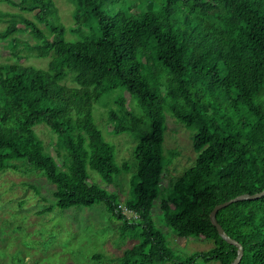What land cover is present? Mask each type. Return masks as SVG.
<instances>
[{"label":"trees","instance_id":"trees-1","mask_svg":"<svg viewBox=\"0 0 264 264\" xmlns=\"http://www.w3.org/2000/svg\"><path fill=\"white\" fill-rule=\"evenodd\" d=\"M68 1L74 28L61 22L54 0H0L34 17L0 12V22L10 23L0 39L16 49L27 33L36 42L25 43L33 56L50 58L45 69L0 64V173L23 162L56 186L59 209L104 205L122 222L121 238L135 241L113 264H232L237 247L220 237L210 215L264 190V0ZM114 94L123 112L110 115L114 134L140 135L125 205L87 173L90 167L108 185L122 173L116 146L94 118L96 105ZM128 96L139 117L125 111ZM166 112L196 132L198 154L169 188ZM39 124L56 136L55 158L34 131ZM157 207L182 238L214 248L178 259L155 225ZM217 219L244 247L240 264H264V197L234 203Z\"/></svg>","mask_w":264,"mask_h":264},{"label":"rangeland","instance_id":"rangeland-1","mask_svg":"<svg viewBox=\"0 0 264 264\" xmlns=\"http://www.w3.org/2000/svg\"><path fill=\"white\" fill-rule=\"evenodd\" d=\"M54 2L61 22L67 28H74L72 16L74 6L68 0ZM0 12L18 14L34 20L32 14L23 13L7 2H0ZM9 24L0 22V33L5 31ZM40 27L45 28L43 25ZM71 37V34H68L67 38ZM19 38V41L30 46L36 44L27 33L20 34ZM25 43L14 49L9 45V41L0 39V64L20 63L24 66L47 68L50 58L34 57ZM116 97L117 94H114L97 104L94 118L106 141L116 146V163L122 173L116 177L112 185L106 184L90 167H87V173L93 184L118 195L121 203L125 205L131 198L132 177L137 173L133 151L140 141V135L114 134L113 125H109L110 115L114 112L118 117L123 116L120 106L115 101ZM126 101L125 111L139 117L141 113L133 100L128 96ZM34 131L44 142L46 154L55 158L56 136L45 124H39ZM195 136V131L187 129L166 112L163 144L165 158L163 185L166 187H171L195 165L198 157L193 148ZM54 160L62 164V159ZM23 164L25 165L23 162L15 163L18 169H8L0 173V264H113L125 250L133 246L135 241L121 238L119 228L122 222L111 217L104 205L59 209L55 206L56 186L50 183L42 172L28 171ZM50 208H53L51 212L45 211ZM154 213L155 225L164 234L178 259L184 260L214 248L213 243L208 240L196 237L182 238L166 225L159 207ZM99 255L102 258H96ZM196 264L219 263H206L198 259Z\"/></svg>","mask_w":264,"mask_h":264},{"label":"water","instance_id":"water-1","mask_svg":"<svg viewBox=\"0 0 264 264\" xmlns=\"http://www.w3.org/2000/svg\"><path fill=\"white\" fill-rule=\"evenodd\" d=\"M263 197H264V190L259 192V193L253 194V195L244 194V195L237 196V197H235V198H233V199H231L225 203L217 205L210 215L211 223L217 228V231H218L220 237L223 240H225L226 242H228L229 244H232V245L237 247V250H238L237 258L234 260V262L232 264H240L241 263L243 256H244V247L242 246V244H240L238 241L232 239L226 233V231L223 229V227L218 222L217 215L221 210H223L224 208H226V207H228L234 203H238V202H242V201L259 200Z\"/></svg>","mask_w":264,"mask_h":264},{"label":"built area","instance_id":"built-area-1","mask_svg":"<svg viewBox=\"0 0 264 264\" xmlns=\"http://www.w3.org/2000/svg\"><path fill=\"white\" fill-rule=\"evenodd\" d=\"M121 208V207H120ZM123 210V212L128 216V217H135L137 218V215H134L131 211L127 210L125 207L121 208Z\"/></svg>","mask_w":264,"mask_h":264}]
</instances>
